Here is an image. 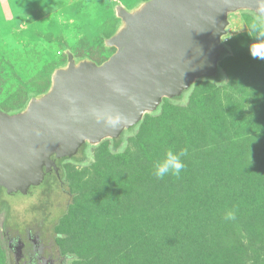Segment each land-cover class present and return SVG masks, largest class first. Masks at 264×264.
<instances>
[{
	"label": "rangeland",
	"instance_id": "rangeland-1",
	"mask_svg": "<svg viewBox=\"0 0 264 264\" xmlns=\"http://www.w3.org/2000/svg\"><path fill=\"white\" fill-rule=\"evenodd\" d=\"M142 1L0 0V108L18 111L45 93L66 51L107 59L115 6ZM222 41L216 78L164 99L118 148L104 139L59 159L46 208L27 211L41 202L40 186L0 188V264L14 263L6 243L16 235L18 264L27 263L28 230L54 264H264V19L231 13ZM168 148L188 149L186 168L157 180L153 165Z\"/></svg>",
	"mask_w": 264,
	"mask_h": 264
},
{
	"label": "water",
	"instance_id": "water-1",
	"mask_svg": "<svg viewBox=\"0 0 264 264\" xmlns=\"http://www.w3.org/2000/svg\"><path fill=\"white\" fill-rule=\"evenodd\" d=\"M264 16V0H145L115 6L120 24L104 39L114 52L101 63L67 61L51 74L48 90L16 112L0 108V187L26 193L74 155L138 126L164 99L183 100L195 81L219 70L229 15ZM121 116L113 128L104 117ZM99 117V119H98ZM119 151V149H117Z\"/></svg>",
	"mask_w": 264,
	"mask_h": 264
},
{
	"label": "clouds",
	"instance_id": "clouds-1",
	"mask_svg": "<svg viewBox=\"0 0 264 264\" xmlns=\"http://www.w3.org/2000/svg\"><path fill=\"white\" fill-rule=\"evenodd\" d=\"M257 57V56H254ZM264 59V57H258ZM99 119V117H98ZM121 116L119 114L116 115H107L104 117L105 122L116 128L121 123ZM127 147L126 143L121 147L120 151L123 152ZM188 156V149L182 148L179 151L173 150V148L166 149L164 153V159L161 161L155 162L153 165L152 175L157 180L164 179L165 176L171 175L175 177H179L181 172L186 168L185 158ZM236 219V212L234 210H226L224 214L225 221H233Z\"/></svg>",
	"mask_w": 264,
	"mask_h": 264
},
{
	"label": "flooded vegetation",
	"instance_id": "flooded-vegetation-1",
	"mask_svg": "<svg viewBox=\"0 0 264 264\" xmlns=\"http://www.w3.org/2000/svg\"><path fill=\"white\" fill-rule=\"evenodd\" d=\"M255 16L259 17L261 19H264V16H257V15H255ZM224 50H225V48L222 49V51H224ZM219 74H220V72H219V70H217L216 74L212 78H216ZM122 136L123 135H119L118 137H115L113 140L114 143L112 144V146H116L118 148L120 145V142L122 140ZM116 147H113V148H116ZM84 149H85V144H83L79 147L77 153L84 151ZM84 157H86V156L84 155ZM63 158H60V160ZM58 160L59 159L56 160V165H57ZM52 171H54V169H52L50 172H52ZM0 188H2V187H0ZM3 191H5V190L3 189ZM8 194H10V193H8ZM3 235H4V232H3ZM26 237L28 240H30V242H32V246H33L32 251L28 257V261L26 264H54L55 263V262H52L48 259H43V256L40 254V252H41V247L39 245L40 243L37 242V239H36L37 237H35L33 234H31L30 230H28L26 232ZM22 245H23V243L20 240L19 235H16L15 237H12V238H9L7 243H6L7 251L11 250L14 253V256H13L14 263L13 264H18V259L21 257V250L20 249H21ZM68 258H70V257L64 256L63 258L59 259L57 262H58V264H67Z\"/></svg>",
	"mask_w": 264,
	"mask_h": 264
},
{
	"label": "trees",
	"instance_id": "trees-1",
	"mask_svg": "<svg viewBox=\"0 0 264 264\" xmlns=\"http://www.w3.org/2000/svg\"><path fill=\"white\" fill-rule=\"evenodd\" d=\"M117 4V3H116ZM223 51L221 50L220 52H219V59H221V57H222V55H223ZM212 78V77H211ZM174 100L175 99H179V97H174L173 98ZM27 104V103H26ZM26 106V105H25ZM25 106H23L22 108H20L18 111H20V110H22ZM17 111V110H16ZM16 111H13V112H16ZM133 127L134 126H132V127H130L129 128V130L131 131L132 129H133ZM86 146V145H85ZM62 160V159H61ZM60 160V161H61ZM57 167H58V170L57 171H52V172H46L45 174H44V178H43V180H42V182L40 183V184H38V185H34L33 187H39V192H38V195H39V197H40V200H41V202H39L35 207H33V208H29V207H27V211H38V210H40V209H43V208H46L45 206H46V204L48 203V202H50V198H51V195L53 194V192H54V187H55V185H56V183L58 182V177L60 176V172H59V170H60V164H58V162H57V165H56ZM45 175L47 176L46 178H45ZM54 182V183H53ZM3 192V191H2ZM27 192H28V190H27ZM26 192V193H27ZM39 200V201H40Z\"/></svg>",
	"mask_w": 264,
	"mask_h": 264
}]
</instances>
